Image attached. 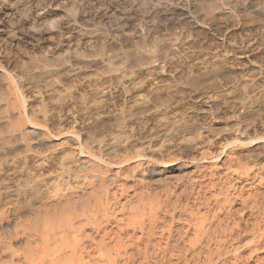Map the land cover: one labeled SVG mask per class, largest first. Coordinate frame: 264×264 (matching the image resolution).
Segmentation results:
<instances>
[{"label": "bare ground", "instance_id": "1", "mask_svg": "<svg viewBox=\"0 0 264 264\" xmlns=\"http://www.w3.org/2000/svg\"><path fill=\"white\" fill-rule=\"evenodd\" d=\"M199 1L197 5L195 4L197 6L196 8H200V10L201 8L202 10L205 8L207 12L206 16L211 15L209 18H212L209 23L207 22L208 24L204 25L203 23V25L200 24L195 26L197 31H194L190 38L194 39L200 35L212 33L216 38L214 42L211 41L212 39L209 40V42H207V39L202 42L200 40V42L197 40L196 43L194 42L195 40L189 42L188 38V40H185L186 38L183 39V37H181L183 34H180L181 29L179 31V27L163 24L164 22L161 24L162 19L158 22L160 17L158 19L157 17L160 11L164 10L168 12L170 9L167 7L169 6V2L171 4L172 2L178 3L177 0H0V164L6 161L10 164L12 163L14 167V170L9 169L11 170L10 172L0 168L1 182L4 183V186L0 188V223H2V226L4 222L12 219L10 216L19 215L21 207L13 204L16 201L13 200L10 189L13 187L14 183L21 180L22 174H20V172H27L29 178L23 179V186L26 187H18L15 193L20 195L25 200L24 202L27 203L39 199L41 194L45 191H50L47 187L49 184L48 177L51 176V174L56 175L59 182L55 183L54 187L52 186L53 190L49 192L48 199H58L64 197L66 192L69 191V189L63 190L62 187L71 186L74 175H76L77 179L87 176L85 174V176L79 174L78 172L80 170L78 168L81 167L80 169H84L85 171L93 167V171L95 170L94 165H96V160L92 161L90 158H84V163L83 159L82 163H79L81 159L79 160L77 158V161L69 152L70 157H63L67 158V160L62 159V161L58 162L59 166L55 167L56 165L53 164L56 161V157L53 153L49 154V151L56 145L53 146V144L50 145L51 143L48 144L50 142L49 140L53 141L54 137L59 138L62 135L69 134L73 143L75 142V145L81 148V152H85L84 149L88 144L86 145L83 142L85 136H82L83 138L81 137L84 130L90 131L94 127H102L106 123V125L112 123L111 125L118 127V129L120 128L121 131H127L121 129L123 124L128 123L127 126H130L138 119L142 117L144 119L147 113L154 108H162V115L164 114L162 118L168 119V121L164 120L166 123L160 121V124L162 123V128L163 126L166 128V125L170 121L174 123L173 120L180 119V114H176L177 111L174 112L172 110V112L167 108L169 102L178 97L177 100H180L183 96L200 93V95L203 94V100L200 102V105L201 107L203 106L204 109L207 107L227 110L229 106L226 104H228L231 99L227 98L226 95V97H222L220 95L211 94V92H220L219 94L222 95L229 93L228 97L233 94L234 98L236 95L235 91L244 90L243 94L239 91L242 96H239L240 93L238 92L239 98L237 97L239 103H237L238 106L236 105L239 117L238 125L241 126V124H243L247 131H253L254 137L246 136L244 132H240L241 129L239 127V131H231L225 135L226 139H229V142H226V139H223L226 140L223 142H226L227 144H225L228 145V147L231 145L240 146L241 150L239 151L246 155L252 156V154L254 155L256 153H264L263 120L259 118L258 121H253L256 114L264 111V70L262 69L264 68V56H255L251 54L250 52H252V50L254 51V49H252L254 45L252 44L253 46H249L251 43L248 46L244 43L246 46H242L243 43L242 45H234L236 42L233 44L232 42L229 43V40L227 42L226 33H228L231 28L228 20L226 22L225 20L218 22L219 20L217 21L215 18L224 10L223 7H220L221 4L219 6L214 0H212L214 3H199ZM212 1L210 0V2ZM232 2L233 12L230 13V11L229 13L237 19L239 17L237 14L244 15L245 13L250 14L253 12L252 8L255 4L250 0H232ZM162 5L167 8L162 9L160 7ZM228 6H230L229 3ZM145 7L154 11L155 19L153 20L155 23L157 22L155 25H150L151 22L149 24V22L147 23V21L144 22L143 20L140 22L138 21V17L142 14L140 13L141 15L137 16V13H143ZM151 10H148V12H151ZM226 14L228 13L226 12ZM226 14H222L223 19L227 16ZM232 16L229 20H232ZM168 17L170 18V16ZM247 17L248 16L245 18ZM204 18L202 19L204 20ZM165 19H167V17ZM139 20H141V18H139ZM250 20L252 21V19ZM168 21L170 22L171 20ZM174 21L172 22L174 23ZM179 21H181V19H179ZM190 23L192 26V22ZM174 25L176 24L174 23ZM180 25L181 27L183 26L182 24ZM78 27H85L93 31H91L89 35L78 33L76 35L73 33L70 35L69 33L70 36H68L65 41L64 38L61 39L66 30H75ZM193 29L195 30V28ZM185 30H187V28ZM95 32L96 34H94ZM253 32L250 33L254 34ZM150 35H152V38H149ZM48 36H52L53 40H46V42H44V39H47ZM21 37L43 41L35 48V52L32 51L30 53L29 49L28 51H26L27 49H23L26 53H30L28 54V56H31L29 59L30 62L24 61L25 58H22L25 56L24 54V56L22 55L21 58H19L20 53L18 57L16 55L18 52L14 51L15 47L24 48V38ZM259 40H261L262 43H258L259 45L256 43L257 46L255 45L256 47L254 48L263 50L264 53V34ZM128 44H132L138 49H134L135 53L133 51V55L128 54L127 50L129 47L128 49L125 48ZM114 45H119L118 47L121 49V53L119 50V52L116 51ZM133 46L131 47L132 49ZM26 58L25 60H28V57ZM19 65L21 66L20 69L17 68ZM260 68L262 70L258 71V78L254 75H252L253 78H249L251 77L250 75L256 71L255 69ZM241 74L243 76L244 74H247V76L249 74V80L246 79L244 83L238 82V75ZM56 85L61 86L59 88L74 87L79 93L86 90L88 92L90 90L92 93L95 91L101 94H97V96L101 98L98 102L94 99L97 104L88 103L89 107L92 104L95 106L92 105L90 107V112L86 110L89 112L86 116L83 117L72 111L73 114L69 118L70 120L65 119L66 117L63 119L64 115L62 116L61 114V116L59 115V119H56L57 123H53L55 121L53 118L56 117L52 114L55 115V113L51 112V114L50 109L48 108V111L45 107L43 108V105L42 107L34 108V103L42 100L45 102L44 93H47V90H50V88ZM114 88L123 95L122 98L120 97L123 101L122 103L119 102L120 104L118 100L113 99L114 97H110L111 103H108L109 100L107 97L105 98V96L109 95L107 93ZM115 89L113 91H116ZM72 90L71 93H73ZM73 91L75 92V90ZM87 91L85 97L88 94ZM49 92L51 93V91ZM112 92H110L111 94L109 96H113L114 93L112 94ZM67 93L70 94V91ZM47 95L51 97L49 93ZM64 95H66V91ZM74 97L72 98L74 99ZM82 98L83 97H81V99ZM177 100L176 102H178ZM74 102L76 101L74 100ZM176 102L174 101V103ZM111 105L118 107V110L114 111V108L111 109ZM85 107L88 106L85 105ZM73 108H75V106H73ZM61 112H63V109ZM69 113L71 114V111ZM158 115L157 113L156 116ZM158 117L161 118V114ZM181 119L183 120L184 118ZM146 120H148V118ZM244 121L246 124L242 123ZM62 122H68L70 126L66 128L63 125L64 127H62ZM181 122V125L179 124L180 126L177 127V129L175 128L179 133L186 132V127L188 126L182 124L185 122ZM25 127H32V129H30L31 131H27ZM130 127L128 128L129 130ZM168 127L169 124L167 128ZM133 129L134 127L132 130ZM167 130L169 131V128ZM186 139L176 144L175 150H177V152L192 147L191 144L193 143H190L188 139ZM129 140L130 139H128V142ZM118 143H120V141ZM114 145L117 146L118 144L114 143ZM196 145L198 146L199 144L196 142L194 146ZM245 145H247V147ZM107 147L110 149L109 146ZM111 149L113 150V148ZM102 150H100V152H102ZM143 150H145V147ZM258 151L260 153H258ZM136 152L137 154L135 157L139 158L142 156L144 157L146 154L144 151L145 154L141 153L142 151L139 152V150H136ZM87 154L95 159H104V153L102 155L98 153V151L95 152V149L87 151ZM108 159L104 161H108ZM120 160L121 161L116 160L115 162L112 160V162L109 161L108 164L119 165L126 161H123V159ZM143 162L140 160L139 166L145 165V162ZM96 167L97 166H95V168ZM155 167L159 168L157 165H154V168ZM31 205L32 204H30V206ZM107 205L108 204H106V207H104L102 211L86 209L87 211L84 213L82 212V215L72 217L71 219L66 218L61 221H54L52 225L46 226V228L44 226L43 229L36 227L37 229L35 228L36 230L34 232L33 230H29L28 228L26 230V228H24L20 235L15 233V235L9 236V244L12 245L11 240H23V245L26 247H22L26 251V253L23 252L24 254H22L26 261L24 264H93L92 262L94 259L96 261L99 260L100 264H128L130 248L120 247L111 250L107 248L108 244L106 242L102 241L101 246L96 244V234H100L103 230L105 231L107 229L106 221L108 219V211L110 210ZM40 210V208L34 209L33 214L37 215L38 213H35V211L40 212ZM129 222L130 221H128V223ZM236 226H240V224L236 223ZM235 229L236 228L233 227V231ZM226 232L224 237H227L229 230L226 229ZM233 235L234 234L231 233L228 241L227 239H223L218 242L220 244H231L234 240ZM227 253L229 254L230 252L217 253V256H219L218 259H220L219 262L214 259L211 260L208 257L204 264H251L252 262L254 264H264V256L259 257L260 255L257 250L251 251L248 256L243 255V252L237 250L232 252V256L230 257L226 256ZM154 256L157 258L161 256V259L166 258L164 251L155 252ZM222 256L223 258H221ZM195 260L193 264H200L198 262L199 260ZM158 263L157 261L153 263H151V261L147 262V264Z\"/></svg>", "mask_w": 264, "mask_h": 264}, {"label": "rangeland", "instance_id": "2", "mask_svg": "<svg viewBox=\"0 0 264 264\" xmlns=\"http://www.w3.org/2000/svg\"><path fill=\"white\" fill-rule=\"evenodd\" d=\"M177 1L178 3L172 2L173 5L169 2V6L167 7L170 9L168 12L164 10L160 11L159 16L157 17V19L160 17L158 22H160V20L162 19L161 24L164 22L163 24H169L172 27L175 26L179 27L178 30L180 31L181 29L182 31V32L180 31V34L184 35V36L181 35V37H183V39L186 38L185 40L189 39L188 40L189 42L191 40L193 41L195 40L194 41L195 43L197 42V40L198 41L200 40L202 42V41H206V39L207 42H209V40L211 39H212L211 41L213 42L216 41L215 40L216 38L214 35H212V33L210 34L208 33L209 35L208 34L200 35L201 37L200 36L195 37L194 39L190 38L192 37L191 34H193L194 31H197V28L195 26L200 24L203 25V23L204 25L208 24L209 21H211L212 17L209 18V16L211 15L206 16L207 12L205 8H203V10L202 8L201 10L200 8L198 9L196 8L197 2L199 0L198 1L177 0ZM214 1L215 3H218L219 6L221 4L220 7L221 8L223 7L224 9L222 10L223 13L221 12L218 17H215L216 20L217 21L219 20L218 22H222L224 20L226 22L228 20V23L231 27L230 31L226 33L227 42L228 40L229 43L232 42V44L236 42L234 43V45H242L243 43L242 46H244L245 44L248 46L251 43L249 46L254 45L252 49H254L256 54L253 50L250 53L255 56L257 55L264 56L263 50L256 48L258 50L257 51L254 48L260 43H262L261 40L259 39L260 37L262 38L264 34V28H263L264 0H250L255 4L254 7L252 8L253 12H251L250 14L245 13L244 15L248 16L247 18H245L246 16H244L243 14L240 15L237 14V16H239L238 19L230 15V13L233 12L232 0H214ZM214 1L210 2V0H201L199 1V3L200 2L214 3ZM227 2L229 3L230 6H228ZM160 7L162 9L167 8L163 5ZM148 10L151 9H147L145 7L143 13L142 12L137 13V16L141 14L144 16L143 17L141 15L140 17H138V21L140 22L143 20L144 22L145 21H147V23L149 22V24L151 22L150 25H155L157 22L155 23V21L153 20L155 19L153 13L154 11L151 10L152 12L151 13L150 11L148 12ZM226 12L228 14H226ZM180 13H182L183 16ZM176 14L178 15V17ZM222 14L223 15L226 14L228 17L226 16L225 19H223ZM203 15H205L206 17ZM168 16H170V18ZM200 16H201V20H200ZM231 16L233 21L229 20L231 19ZM162 17L163 18L167 17V19L164 18L165 19L164 21ZM139 18H141V20H139ZM178 18L181 19L182 23L181 21H179ZM202 18H204V20ZM248 18L252 19V21ZM149 19L152 21H150ZM168 20L171 21L169 22ZM172 21H174L176 25H174ZM229 21H231L232 23ZM171 22L173 23V25ZM190 22H192V26L190 25L191 24ZM178 23L179 25L182 24L183 26L182 27L181 25L179 26ZM185 27L187 28V30H185L186 29ZM193 28H195V30ZM91 31L93 30H89L85 27H78L75 30H68V31L66 30L64 36L61 39L64 38L65 41L68 38V36H70L72 33L75 35L77 33L89 35L91 34ZM250 32L251 33L253 32L254 34H251ZM94 34H96V32ZM52 38H53L52 36H48L47 39H44V42H46V40L48 41L53 40ZM149 38H152V35H150ZM24 42H25L24 48L15 47L14 51L18 52L16 54L17 56L20 53L19 54L20 57L18 56L19 58H21V56L24 54L25 56L23 55L24 56L22 57L23 59L24 58L27 59L26 57H28V60L24 59V61L30 62L29 59L31 56L30 55L28 56V54H30L32 51L35 52L36 50L35 48L43 41L24 38ZM131 45L128 44L125 46V48L128 49L129 47L127 52L128 54L133 55V51L135 53V50L138 49L135 48L133 45H132L133 46L132 49ZM118 46L119 45H114V48L116 49L117 52L121 50L119 49ZM31 48L34 50H32ZM23 49H27L26 51H28L29 49L30 53H26L25 51H23ZM20 67L21 66L19 65L17 68L20 69ZM262 69L264 70V68ZM262 69L261 68L255 69L257 72L256 71L253 72L250 75L251 77L249 78H253L252 75L258 78L259 75L258 71ZM248 76L247 74H244V76L242 74L238 75L237 80L238 82L244 83L246 79L249 80ZM240 77H242L243 79ZM59 87L61 86L56 85L55 87L50 88V90H47L46 91L47 93H44L45 102L42 100L34 103L35 104L34 108L42 107L43 105V108L45 107L48 111L50 109V113L51 112L55 113V115L51 113L54 117H56L53 118L55 120L53 123H57V120L59 119L61 114L62 116L64 115L63 119L64 117H66L65 119L70 120L69 118L73 114L72 111L78 113L83 117L86 116L87 113H89L91 110L90 107L92 105L95 106L94 104H97V102L101 98L100 96H97L98 93L95 91H93L92 93V91L89 90L88 92L86 90L88 94L85 97L86 91H83L84 93L83 92L79 93L74 87L71 88H63V87L59 88ZM60 89L63 90L61 91ZM72 89L75 90V92L77 93H75ZM114 89H111V91H109V93L107 94L110 95L111 94L110 92H112ZM71 90L74 94L71 93ZM49 91H51V93ZM65 91H66V95H64ZM69 91L70 94L67 93ZM239 91L242 92V94L244 92V90H239ZM239 91L238 90L235 91L236 95L234 96V98H233V94H231L230 97H228L229 93L222 95L219 94L220 92H217L218 94L215 91L214 93L211 92V94L220 95L222 97L226 95L227 98L231 99V101H229L228 104H226L229 106L227 107V110H222L221 108L218 109V108L206 107L208 109V113H207V109L206 108L204 109V107L203 106L201 107L200 105V102L203 100L202 99L203 94L201 95L200 93H197L196 95L190 94L185 97L184 96L181 97L180 100H177L179 97L172 100L171 102H169V106L167 108L170 109L171 111L173 110L174 112L177 111L178 113L176 112V114L178 115L180 114L179 115L180 119L184 118L183 120L181 119V121L185 123H182L178 117L179 120L175 119L176 121L173 120L174 123L171 121L168 123L169 131L167 130L168 124L166 125L167 129L164 126L163 129L162 123L160 124V121L164 123H166L165 121H168V119L162 118V116H164V114L162 115V108L151 109L147 113V116L144 117V119L142 117L138 119L139 121L137 120L134 123H132V125H130L132 127L127 126L128 123L123 124L121 126V129H125L127 131H123V130L121 131L120 128L118 129V127L111 125L112 123H108V125H106L107 124L106 123L105 124L106 127L104 125L102 127H96V128L94 127L90 131L84 130L83 135L81 134V137L85 136L84 138L82 137L83 142L86 145L88 144V146H86L84 149L86 153L81 152V148L75 145V142L73 143V140L70 138L69 134L62 135L59 138L54 137L53 141L49 140L50 142L48 144L51 143L50 145L52 144L53 146L56 145L53 147L54 149L52 148L49 151V154L53 153L56 157L55 158L56 161L53 164L56 165L55 167L59 166L58 162L62 161V159L67 160V158L70 157L69 153H71L72 157H75L77 161L78 159L79 160L81 159L79 163H82V159L84 163L85 160L84 158L86 159L90 158L92 159V161L96 160L95 161L96 165H94L95 170L93 171V167L92 168L90 167L91 168L90 170H85V171L84 169H82L83 170L82 171L80 169L81 167L78 168L80 170L78 172L79 174H83V175L85 174L87 176L84 175L85 176L84 178L82 177L77 179L76 175H74L73 177L74 180L72 181L71 186L69 185L68 187H62L63 190L69 189V191L66 192V195L64 197L58 199H48V194L49 192H52L53 190L52 188L54 187V184L59 182L57 176L51 174V176L48 177L49 184L47 187L50 191H45L44 193H42L40 196L41 199L39 198L40 200L37 199L27 203L24 202L25 200L20 195H17L15 193V190L18 189V187L21 188L26 187L23 186L24 180L25 178L26 179L29 178L27 172L26 173L20 172V174H22L21 180L17 183H14L13 187L10 189L11 196L13 200L16 201L13 204H15L18 207H21L19 215L10 216L12 217V219H9L6 222H4L3 226L2 223H0V264L26 263L24 259V255H22L24 254L23 252L26 253L24 249L26 247L25 245H23V240L22 241H18V239L11 240L12 245H10L9 236L15 235V233H18V235H20L24 228H26V230L28 228L29 230H33L34 232L37 228L43 229L44 226L46 228V226L48 227L49 225H52L54 221L57 222L64 220L66 218L71 219L72 217L82 215L84 212L90 209H96V211H102L104 207H106V204H108L107 206L109 207L110 209L109 211L111 213L108 211V216H107L108 219L106 221L107 229L105 231L103 230L104 232L102 231L100 234H96L97 235L96 244L101 246L102 241L106 242L108 244L107 248L111 250L113 249L115 250V248H120V247L121 248L126 247L127 249L130 248L129 249L130 256L128 259V264H145V263L147 264L148 261H151V263L157 261L161 264H193L196 261L195 259L199 260L198 262L200 264H204V262L208 259V257L211 260L214 259L215 261L219 262L220 259H218L219 256H217L218 255L217 253L220 254V252L221 253L230 252L229 254L228 253L226 254V256L230 257L232 256L231 255L232 252H234L235 250L243 252V255L245 256H248L251 253V251L257 250V252L260 255L259 257H263L264 256V153H260L258 151V153L260 154L256 153L250 156L239 151L241 150L240 146L231 145L232 146L231 148V146L228 147V145H226L227 144L226 142H229V139H226L225 135L231 131H239V127L241 129L240 132H244L246 136H251L252 138L254 137V133H252L253 131H247V129L244 127L243 124H241V126L238 125L239 117L236 108L238 106L237 100L239 98L238 97ZM48 93L49 95H51V97L50 96L48 97L47 95ZM52 93H53V97H52ZM112 94L113 96L112 95L105 96V98L107 97L109 100V102L108 101L106 102L111 103L110 97H114L113 99L118 100V103L123 102L122 99H120V97L121 98L123 97L120 91L117 90L113 91ZM71 96L72 97L75 96L74 99ZM80 96L83 98L81 99ZM239 96H242L241 93ZM62 98L65 100H63ZM94 99H96L97 102ZM74 100L76 102H74ZM176 100L178 102H176ZM174 101L176 103H174ZM86 103L87 104L94 103V104L90 105L89 107V104L87 105ZM70 104L71 106L72 105L75 106V108H73V106L71 107ZM85 105L88 106L89 108L85 107ZM110 107L111 109L114 108V111L118 110L117 109L118 107H115V105L114 106L111 105ZM60 109L61 111L63 109V112H61ZM86 110H89V112ZM70 111L71 114L69 113ZM157 113L159 114L158 116H160L161 114V118L156 116ZM147 118L148 120H146ZM259 118L263 120V124H264V111L259 114H256L253 118V121H258ZM180 122L183 125L184 124L186 126L188 125L186 127L187 128L186 132L179 133L178 131H176L177 127L181 125ZM242 123L246 124L245 121ZM63 125L66 128L67 126H70L68 122H64V123L62 122L61 126L64 127ZM129 127L130 130L128 129ZM133 127L134 129L132 130ZM25 129L27 131H31L30 129H32V127H27V128L25 127ZM157 129L160 130L158 131ZM156 131L159 133H157ZM129 133H131L132 135ZM186 138L190 143H193L195 145V143L197 142V144L199 145L194 146L193 144H191L192 146L191 148L177 152V150H175L176 144L179 143L181 140H185ZM128 139H130L129 142ZM223 139H226L227 141ZM119 141L120 143H118ZM114 143H117L118 145L116 146L114 145ZM107 146H109L110 149L113 148V150L111 149L112 152ZM245 146L247 147V145ZM144 147L145 150H143ZM91 148L95 149V152L98 151V153H101L102 155L104 153L103 155L104 159L100 160L90 157L87 154V151L92 150ZM149 149L152 153L149 151ZM100 150H102L103 153L100 152ZM136 150H139V152L142 151L141 153L143 154L146 153L147 155L145 154L144 156L145 158L143 156H142L143 158L135 157V155L137 154ZM146 150L149 151L150 153L147 152ZM63 157H67V158H63ZM106 158L107 159L109 158L108 161H104L107 160ZM120 159L126 161L119 165L111 164V163L108 164L109 161L111 162L112 160L113 162H115L116 160L121 161ZM139 159L141 160V162H143L144 160L145 163L144 162L143 163L145 165L139 166L140 163ZM152 164L159 166V168L156 167L154 168V165ZM95 166H97L96 167L97 169L95 168ZM0 168L5 169L6 171L8 170V172L11 171L9 169L14 170L12 163L10 164L9 162L6 161L5 162L3 161L0 164ZM3 184L4 183L1 182V176H0V188L4 186ZM30 204L32 205L30 206ZM36 208L41 209L40 212L35 211V213H38L37 215L33 214L34 209ZM128 221L130 222L128 223ZM236 223L240 224V226H236ZM233 227L236 228L234 231H233ZM226 229L229 230V234H227V237H224V234L227 233ZM231 233L234 234L233 235L234 240L232 241L231 244H225V243L220 244L218 242L219 240H223V239H227L228 241L231 236ZM159 251H164L166 258L161 259V256H159L158 258L155 257L154 256L155 252H159ZM221 258H223V256ZM92 263L100 264V261L99 260L96 261L94 259ZM251 264L254 263L252 262Z\"/></svg>", "mask_w": 264, "mask_h": 264}]
</instances>
